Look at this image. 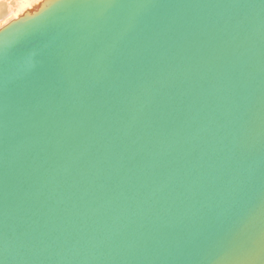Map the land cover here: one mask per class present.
<instances>
[{"label": "water", "instance_id": "obj_1", "mask_svg": "<svg viewBox=\"0 0 264 264\" xmlns=\"http://www.w3.org/2000/svg\"><path fill=\"white\" fill-rule=\"evenodd\" d=\"M4 47L3 264H213L264 229L261 0H49Z\"/></svg>", "mask_w": 264, "mask_h": 264}, {"label": "snow or ice", "instance_id": "obj_2", "mask_svg": "<svg viewBox=\"0 0 264 264\" xmlns=\"http://www.w3.org/2000/svg\"><path fill=\"white\" fill-rule=\"evenodd\" d=\"M87 0H50L53 6L72 7ZM150 3H155L156 0H149ZM239 3V0H236ZM105 3L111 7L122 6L123 0H105ZM264 3V0H261ZM7 26L8 21L4 22ZM4 26V27H5ZM4 27L0 28L2 30ZM30 27L21 31L23 34L28 35ZM35 53L30 54L24 58L25 64L29 69L35 71L39 62L34 59ZM10 53L7 47L0 48V59L7 62ZM14 81L9 78L7 72L0 73V91L6 92ZM262 214H264V205H262ZM255 215L249 214L247 220L242 227L235 233L225 236L209 237L208 239L216 247L220 249L218 258L213 261V264H264V229L259 231L254 230ZM199 242L197 238L196 241ZM0 264H3L0 261Z\"/></svg>", "mask_w": 264, "mask_h": 264}, {"label": "bare ground", "instance_id": "obj_3", "mask_svg": "<svg viewBox=\"0 0 264 264\" xmlns=\"http://www.w3.org/2000/svg\"><path fill=\"white\" fill-rule=\"evenodd\" d=\"M39 4L40 3L38 2V0H34L33 3H28V4H24V3L18 2L17 5L15 6V8L14 9H11V12H9L7 14L9 16V18L6 19V20H8L10 22V21H12V20L20 17L25 11H27L29 9H33V8H35ZM4 5L5 4L0 5V8H2Z\"/></svg>", "mask_w": 264, "mask_h": 264}, {"label": "clouds", "instance_id": "obj_4", "mask_svg": "<svg viewBox=\"0 0 264 264\" xmlns=\"http://www.w3.org/2000/svg\"><path fill=\"white\" fill-rule=\"evenodd\" d=\"M17 2V0H0V5L6 4V3H15ZM18 2L20 3H24V4H28V3H33L34 0H18ZM39 3H45V2H49V0H38ZM4 19L3 16L0 15V28L4 27Z\"/></svg>", "mask_w": 264, "mask_h": 264}, {"label": "rangeland", "instance_id": "obj_5", "mask_svg": "<svg viewBox=\"0 0 264 264\" xmlns=\"http://www.w3.org/2000/svg\"><path fill=\"white\" fill-rule=\"evenodd\" d=\"M17 3H18V0L15 3H6L2 8H0V15L3 16L4 21H8V20H6V19L9 18V16L7 14L9 12H11V9H14L15 8V6L17 5Z\"/></svg>", "mask_w": 264, "mask_h": 264}]
</instances>
